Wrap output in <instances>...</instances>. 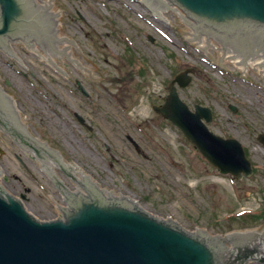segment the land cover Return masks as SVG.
<instances>
[{
	"label": "rangeland",
	"instance_id": "obj_1",
	"mask_svg": "<svg viewBox=\"0 0 264 264\" xmlns=\"http://www.w3.org/2000/svg\"><path fill=\"white\" fill-rule=\"evenodd\" d=\"M159 1L54 0L62 5L73 55L53 57L37 45L35 55L28 45L11 46L17 68L28 79L15 77L23 95L9 93L33 124V136L113 197L131 196L142 209L190 227L196 235L264 229V144L259 140L264 136V69L239 66L227 58L226 49L238 57H254L198 27L176 6ZM75 10L82 11L87 23ZM0 60H6L2 53ZM188 67L196 68L197 75L179 90L182 100L191 110L196 105L212 109L210 130L243 145L253 166L249 178L221 174L154 110L164 103L170 82ZM32 74L43 81L36 84L38 97L52 102L51 112L27 100ZM78 81L88 98L75 87ZM74 112L91 122L92 133L74 124ZM127 136L138 142L140 154ZM3 152L0 170L4 178H11L4 182L7 193L26 194L25 203L37 219L58 218L56 204H66L42 164L19 148ZM57 174L75 190V182L60 170ZM251 214L262 216L253 219Z\"/></svg>",
	"mask_w": 264,
	"mask_h": 264
},
{
	"label": "water",
	"instance_id": "obj_2",
	"mask_svg": "<svg viewBox=\"0 0 264 264\" xmlns=\"http://www.w3.org/2000/svg\"><path fill=\"white\" fill-rule=\"evenodd\" d=\"M170 1L198 27L253 57H264V0ZM54 3L55 7L50 1L0 0V46L9 47L10 38L24 39L37 42L35 45L53 57L72 56L62 5ZM195 72L189 68L178 75L168 88L165 104L155 110L178 127L222 174L238 179L250 176L252 165L241 143L210 131L204 122L213 120L209 108L197 105L193 112L180 98L176 83L187 87L192 81L190 73ZM0 98L12 101L1 88ZM23 117L32 130L33 124ZM14 137L39 158H44L46 151L68 173L56 157L61 158L59 152H48L28 131ZM261 140L264 142V136ZM81 185L89 195L69 199L65 221L42 223L53 219L38 221L19 200L0 194V264H247L250 259L264 263V229L225 230L223 235L241 233L209 242L140 210L132 200L108 199L90 182ZM183 228L190 232V227Z\"/></svg>",
	"mask_w": 264,
	"mask_h": 264
},
{
	"label": "flooded vegetation",
	"instance_id": "obj_3",
	"mask_svg": "<svg viewBox=\"0 0 264 264\" xmlns=\"http://www.w3.org/2000/svg\"><path fill=\"white\" fill-rule=\"evenodd\" d=\"M76 15L78 16L80 21L86 22V17L82 13L81 10H75ZM70 18H72L71 15H69ZM74 18V17H73ZM29 38V37H28ZM10 41H13V39H8ZM14 42H12V46L14 45ZM34 42V41H32ZM37 43V42H36ZM32 43V47H28L31 52H33L36 55V51L34 50L35 44ZM38 45V43H37ZM0 53H2L6 60L2 61L0 60V68L5 67V69L2 68L4 75L0 74V84L2 87L6 90V92L13 91L15 93H21L23 95L24 88L20 86V80H18L15 77L20 78H26L28 79V74L17 68V57L13 56V52L11 54L4 51V49L0 48ZM66 65V63H64ZM19 65V64H18ZM19 83V84H18ZM43 81L34 74H32V80H31V86L32 90L30 91V95L26 96L27 100L32 104H37L38 107L45 113L51 112L52 108V102L48 99H40L38 97V89L36 88V84L41 85ZM75 87L78 89L80 94L84 95L85 97H89L88 92H86L82 87L81 84L76 82ZM83 92H82V90ZM10 90V91H9ZM10 94V93H9ZM12 98L15 101V104L13 101L5 100L3 98H0V146L3 149H6L7 151L11 148H19L22 150V147H20L13 139V136L15 133H20L29 130L32 134L36 133V130L30 127L26 124L24 121V117L22 113L20 112V107L17 99L12 95ZM57 99V97H55ZM73 119L75 121L74 124L78 123L82 129H85L87 132L92 133L93 127L90 125L89 122L85 117H83L81 114L74 112L73 113ZM41 124V123H40ZM127 141L132 145L133 148H135L136 152L138 154L141 153L142 150H140L139 144L136 140H134L131 136L126 137ZM0 147V154L3 155V149ZM110 152V150L108 149ZM123 152V151H122ZM28 157L33 160L37 161L36 158H34L32 155H28ZM17 161L26 169H28L27 165L23 162V160L16 156ZM38 162V161H37ZM64 176V175H63ZM11 178H7L5 183H9ZM20 181H22V178H19ZM13 182H18V178H16ZM7 193L4 189L2 190ZM25 192L29 194L31 192L30 189H26ZM23 202L27 201L28 197L26 194L21 193L20 195L16 196ZM36 204L39 206V202H36ZM57 206V204H56ZM40 207V206H39Z\"/></svg>",
	"mask_w": 264,
	"mask_h": 264
},
{
	"label": "bare ground",
	"instance_id": "obj_4",
	"mask_svg": "<svg viewBox=\"0 0 264 264\" xmlns=\"http://www.w3.org/2000/svg\"><path fill=\"white\" fill-rule=\"evenodd\" d=\"M159 3L161 4H164V5H167V7L169 6V5H171L170 4V2H169V0H160L159 1ZM172 7V6H171ZM171 7H169V8H171ZM179 12H180V10H178ZM202 40H203V38H201ZM226 49V48H225ZM228 51H230L231 52V50H227V52ZM226 52V56H227V58H229V59H233V60H235L236 61V63L237 64H239V66H241V65H243L244 67H253V68H258V69H264V59L262 58V57H257L258 59H256V57H254V58H242V57H238V56H236L235 55V53H227ZM49 56V55H48ZM50 61H51V59H50ZM79 67H81L80 65H78ZM36 142H38V143H41L38 139H36V138H33ZM45 148H46V150L48 151V152H50V153H52L53 155H56L52 150H50L49 148H48V146H46L45 145ZM46 152V151H45ZM56 157L58 158V160H59V162L61 163V164H64V162L62 161V159L60 158V157H58L57 155H56ZM49 159H51L50 157H49ZM52 160V159H51ZM56 163V162H55ZM57 164V166L56 167H58V164L59 163H56ZM47 169H48V171L54 176L55 175V170H54V168H53V166H55V165H53L52 163H47ZM69 166V168H71L72 166H70V165H68ZM72 169L74 170V171H77L78 169H76V168H74V167H72ZM84 178H86V179H88V180H91V178L89 177V176H87V175H85V174H83L82 175V179H84ZM109 194H111V193H109Z\"/></svg>",
	"mask_w": 264,
	"mask_h": 264
},
{
	"label": "trees",
	"instance_id": "obj_5",
	"mask_svg": "<svg viewBox=\"0 0 264 264\" xmlns=\"http://www.w3.org/2000/svg\"><path fill=\"white\" fill-rule=\"evenodd\" d=\"M262 215H259V216H255V217H253V219H258V218H260Z\"/></svg>",
	"mask_w": 264,
	"mask_h": 264
}]
</instances>
